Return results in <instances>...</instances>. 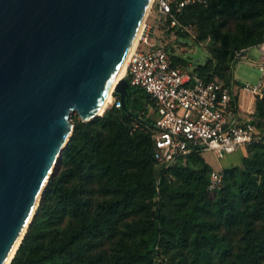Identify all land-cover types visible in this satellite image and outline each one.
<instances>
[{"label": "trees", "instance_id": "trees-1", "mask_svg": "<svg viewBox=\"0 0 264 264\" xmlns=\"http://www.w3.org/2000/svg\"><path fill=\"white\" fill-rule=\"evenodd\" d=\"M167 20L194 26L176 31L186 43H216L204 66L170 50L174 66L207 82L227 73L235 83L236 53L264 41V0L196 1L174 6ZM144 98L130 87L120 109L89 122L72 117L73 133L11 264H264V147H249L241 166L224 170L222 189L210 192L213 168L203 155L169 169L156 164L151 134L134 130ZM254 117L264 120V94L252 116L264 132Z\"/></svg>", "mask_w": 264, "mask_h": 264}, {"label": "water", "instance_id": "water-1", "mask_svg": "<svg viewBox=\"0 0 264 264\" xmlns=\"http://www.w3.org/2000/svg\"><path fill=\"white\" fill-rule=\"evenodd\" d=\"M150 2L0 0V264L25 237L72 114L103 115ZM129 88L123 78L113 93L124 101Z\"/></svg>", "mask_w": 264, "mask_h": 264}, {"label": "built area", "instance_id": "built-area-1", "mask_svg": "<svg viewBox=\"0 0 264 264\" xmlns=\"http://www.w3.org/2000/svg\"><path fill=\"white\" fill-rule=\"evenodd\" d=\"M196 1L204 0H153L152 7L155 6L157 11V28L163 33H170L173 41L180 43L176 31L191 34L195 31L194 26L168 21L167 18H172L174 6L181 9ZM150 29L145 24L139 46L130 55L124 78L128 79L131 88L145 96V111L140 113V123L134 124V130L139 128L151 134L156 164L169 169L193 153L203 155L209 152L222 159L239 150L247 157L249 147H264V132L259 130L253 118H243L239 111L235 83L228 85L224 79L207 82L194 76L191 69L174 66L167 43L149 42ZM143 44L149 47L145 51L140 49ZM183 44L186 45V42ZM251 48L259 53L258 60L252 61L263 78L258 86L244 87L256 99L263 97L264 41L246 49V55H243L245 50L237 52L236 58L249 59ZM188 49L186 45L181 50L186 52ZM111 105L120 109L122 101L113 95ZM223 182L224 171L213 170L208 190L214 192L222 189Z\"/></svg>", "mask_w": 264, "mask_h": 264}, {"label": "rangeland", "instance_id": "rangeland-1", "mask_svg": "<svg viewBox=\"0 0 264 264\" xmlns=\"http://www.w3.org/2000/svg\"><path fill=\"white\" fill-rule=\"evenodd\" d=\"M146 24L151 26L152 29L149 30V36H150V43L151 44H155L158 41H162L167 43V50L168 51H172V49L174 48L173 53H177V54H181L182 53V57L184 58L183 61L184 62H189V63H197L201 66H204L207 61H208V53L207 50H210L214 47H216V43L214 42V40L211 38H208L205 42H202L199 46H196L193 44V42H189L187 41L186 45L188 46V51L184 52L182 51V47L185 48L186 45L183 44V42L185 40H183V38H180V43L174 42L173 39L174 37L168 33L163 34V32L161 30H159L157 28V11L155 6H153L150 9L149 15L146 18ZM229 29L234 30L235 29V23L231 22L229 24ZM156 30V33H155ZM151 31V32H150ZM149 47L146 45H142L140 49H142V51L147 50ZM181 52V53H180ZM248 57L249 59H245L242 58L239 61L236 62V65L234 66V71H233V78L236 79L234 87H235V94L237 97H239L237 90L242 88L245 89L244 86H242L241 84H245L248 85V87L252 88L255 86H258L261 83V80L263 78L262 74L260 73V71L258 70V68H256L253 64V61L258 60L259 58V53L257 52V50L255 48H251L249 50L248 53ZM253 60V61H252ZM228 74L226 73L224 75V78L227 79ZM224 79V80H225ZM247 90L249 91V93L247 92L248 96L247 99L245 101V103L248 105V103H250V95L252 97L253 94L251 93V91L247 88ZM115 93V92H114ZM262 93L264 94V89L262 91ZM240 98V97H239ZM257 99V97H256ZM112 107L111 103L109 104L107 109H110ZM75 116H77L78 120H81L79 118L78 113H73L72 117L73 119H75ZM254 119L260 124V126L262 128H264V120L261 119H256L254 117ZM71 124L73 126L74 129V121H71ZM245 156L243 155V153L239 150H237L235 153L233 154H229L226 155L224 158L222 159H218L217 157H215L212 153H205L203 154V158L205 159V161L210 165L211 168H213L214 170H225V169H229L235 166H240L242 164L243 158ZM210 197H215V194H211L210 193ZM235 242H237L238 238L235 236L234 237ZM103 249H105L107 252L111 251V243H105L104 246L102 247Z\"/></svg>", "mask_w": 264, "mask_h": 264}, {"label": "bare ground", "instance_id": "bare-ground-1", "mask_svg": "<svg viewBox=\"0 0 264 264\" xmlns=\"http://www.w3.org/2000/svg\"><path fill=\"white\" fill-rule=\"evenodd\" d=\"M152 2H153V0H151V2H150L149 9H148V11H147V14H146V16H145V19H144V21H143L141 27H140V30H139V32H138V35H137V38H136V42H135V44H134V47H133V50H132L131 54H132V53L138 48V46H139V39H140V36H141V34H142V32H143L144 26H145V24H146V18L148 17L149 12H150V9H151V7H152ZM131 54H130V55H131ZM129 58H130V56H129ZM129 58H128V60H127V62H126V64H125V66H124V68H123L121 74L119 75V77H118L116 83L114 84V86H113V88H112L110 94L108 95V97H107V99H106V101H105V103H104V105H103V107H102V110H101L100 114H103V113H104L103 111H105V110L108 108L109 104L112 102V100H113V91H114L115 88H117L119 82L124 78V75H125V72H126V69H127V65H128V61H129ZM75 113H79V112H78V111H75ZM72 131H73V126L71 125V126L69 127L67 133H66V140L70 137V135H72ZM36 207H37V206H36ZM34 211H35V210H34ZM19 243H20V242H19ZM18 245H19V244H18ZM16 249H17V248H16ZM16 249H15V250H16ZM14 255H15V252L12 254V256H11L10 259L8 260L7 264H10V262L12 261Z\"/></svg>", "mask_w": 264, "mask_h": 264}, {"label": "crops", "instance_id": "crops-1", "mask_svg": "<svg viewBox=\"0 0 264 264\" xmlns=\"http://www.w3.org/2000/svg\"><path fill=\"white\" fill-rule=\"evenodd\" d=\"M151 29H152V27H151ZM152 30H154V29H152ZM155 33H156V30H155ZM234 81H236L235 78H234ZM241 85L244 86L245 84H241ZM234 91H235V87H234ZM247 92L249 93V91L247 89L240 88L237 90V93L240 97L239 98L236 96L237 97V103H238L239 111H240L242 117L243 118H252V116L255 113L256 99L250 95V103H248V105H247L245 103L247 96H248Z\"/></svg>", "mask_w": 264, "mask_h": 264}]
</instances>
